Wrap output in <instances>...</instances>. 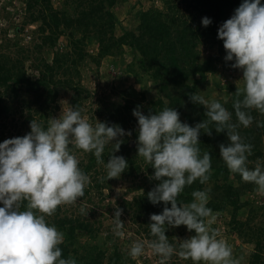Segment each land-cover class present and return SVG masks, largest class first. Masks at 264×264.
<instances>
[{"label":"trees","instance_id":"16d2710c","mask_svg":"<svg viewBox=\"0 0 264 264\" xmlns=\"http://www.w3.org/2000/svg\"><path fill=\"white\" fill-rule=\"evenodd\" d=\"M26 1L23 24H38L34 31L35 40L32 44H21L19 39L9 37L8 28H6L3 31L0 47V127H2L0 142L4 139L5 130L21 136L24 131L26 134L29 133L30 122L33 119L42 122L47 128L54 110L50 104L58 102L61 86H69L74 90L73 106L80 108L84 115L81 101L86 91L80 86L81 60L88 56L101 63L103 56L116 54L126 58V46L136 51L134 60L128 63L126 70L139 76L135 68L139 65L140 69L148 71L163 92L156 101L144 108L142 112L145 115L150 112L154 114L165 107H173L179 111L181 121L190 126L209 119L206 116L205 107L190 99L195 91V87L188 81L190 77L195 76L198 70L214 69L211 64L202 66L196 63L199 54L195 50V39L202 36L207 43L218 46L221 54H227L223 40L218 38V29L224 21L231 18L243 0H165L171 8L170 11L165 12L167 18L171 16L170 22L165 20L162 10H148L143 13L139 33L125 31L122 35L116 34L117 17L112 8L116 0H63L64 8L61 9L54 6L53 0ZM176 2L185 3L188 8L194 7L191 18L184 19L185 14L174 9L175 5L180 6L174 4ZM203 17H209L212 23L207 27L203 26ZM66 32H69L71 40L72 57L68 59L61 51H55L52 61L46 63L44 50L48 46L54 48L57 38ZM87 41L99 42L98 55L88 53ZM219 58H221L220 55ZM228 63L230 61L224 62L225 65ZM29 68L37 71L38 75L30 76ZM243 88L239 87L241 90ZM237 89L229 102L222 103L232 112L233 122L237 121L233 107L237 99ZM123 93L128 101L124 106L116 107L119 112L115 118L118 121L117 125L122 128L131 121L133 124H138V118L129 116V112L136 105L134 99L137 98L139 91L131 86ZM240 98H243V92ZM249 111L254 117L252 124L248 127L241 125L238 131L246 143L254 146L248 161L251 159L259 161L264 158V125L258 126L257 122H264V113L256 108ZM98 112L102 114L100 110ZM122 114L124 117H119ZM110 118L111 116L108 115L107 120ZM209 128H212L211 135L206 132L207 129H202L199 135L201 156L204 152H210L212 155V172L209 180H215L211 190L213 194L207 206L212 210H223L230 205L237 212L241 207L240 200L244 188L252 187L250 185L246 187L245 184H243L245 186L236 187L233 183L227 182V176L231 171L220 157L219 148L221 143L228 142L227 130L218 133L215 130V122L209 124ZM137 138L138 131L135 129L132 130L131 136L119 138L123 140V143L113 154L125 157L128 167L123 174L139 178L138 187L133 185L129 190L136 188L143 190L132 199L120 202L117 207L123 209L122 214L125 217H120L123 224L126 225L128 220L130 224L126 226L134 230L140 241L149 244L150 241L157 239L151 233L150 216L153 213H161L165 204L160 202L154 205L148 199L147 193L159 181L153 178L155 169L138 155ZM132 140L137 141V144L131 145ZM71 147L80 160L79 166L90 177V182L85 187L84 196L78 198V201L61 204L51 216H46L50 224H54L64 233V241L60 245L63 250L62 256L74 257L78 264H103L111 247L102 248L97 241V234L106 230V237L112 241L113 246L110 250L111 259L117 264H127L128 255L119 250V246L126 243L121 244L118 238L113 239V234L109 231L111 227H105V219L101 216L97 217L100 204L108 197L104 190L115 179H108L105 167L114 144L110 142L106 145L102 153L104 164L98 163L94 153ZM235 174L239 180L242 179L239 173ZM220 175L226 179L225 182L220 183L216 180ZM204 186L205 183L201 184L198 179L192 185L185 187L178 201L192 202L194 199L192 192L197 189L203 190ZM27 203V200L21 202V210H26ZM0 206H3L2 203ZM167 206L171 207L170 202ZM253 221L252 214L244 221L237 219V214L233 217L235 229L239 234L245 235L247 242L255 244V248L250 253L249 264H264V227L255 225ZM186 228L185 225L167 228L166 235L176 251L165 261V264H197L190 257L185 258L180 255ZM80 231L91 235L84 244H81L78 238ZM144 239L149 241L146 242ZM148 247L145 246L144 252H147ZM154 257L159 259L158 262L161 264V256L154 252Z\"/></svg>","mask_w":264,"mask_h":264},{"label":"clouds","instance_id":"9594fccd","mask_svg":"<svg viewBox=\"0 0 264 264\" xmlns=\"http://www.w3.org/2000/svg\"><path fill=\"white\" fill-rule=\"evenodd\" d=\"M212 23L209 17L202 18V25ZM218 38L223 40L226 61L243 72L244 88L237 89L232 112L219 100L193 93L190 99L203 105L209 118L190 126L180 119L173 107H165L154 114L145 115L139 106L133 110L138 118V155L154 169L153 178L159 181L147 193L152 204L164 202L159 214L150 216L151 233L157 239L149 247L161 256V264L176 251L169 242L166 230L169 227L187 226L195 235L183 240L180 255L207 264H239L233 257L232 247L210 228L214 219L209 208V190H194L190 203L178 201L185 187L199 179L206 183L212 172V155L201 156L199 135L215 122V130H227L228 142L221 143L220 157L232 173H239L244 181L254 182L264 192V163L248 167V157L253 145L246 143L238 128L248 127L254 117L250 109L264 113V3L261 0H243L231 18L218 29ZM241 92L243 98L241 99ZM258 126L264 122H257ZM31 131L22 137L0 142V264H78L74 257L64 258L60 245L64 233L46 220L61 204L75 202L85 194L90 177L81 169L80 160L73 147L94 153L98 163L104 164L102 153L108 143L114 149L105 164L107 177L117 178L128 167L125 157L114 155L123 143L120 137L131 135L117 124L98 121L95 126L82 115L78 107H70L59 118H51L45 128L42 122L33 119ZM115 141V142H113ZM27 200L26 210L21 202ZM170 202L171 207H168ZM123 209L116 208V228L123 225L120 219ZM145 243L134 241L130 255L136 258L143 254Z\"/></svg>","mask_w":264,"mask_h":264},{"label":"rangeland","instance_id":"374dc122","mask_svg":"<svg viewBox=\"0 0 264 264\" xmlns=\"http://www.w3.org/2000/svg\"><path fill=\"white\" fill-rule=\"evenodd\" d=\"M26 3V0H0V47L3 41V31L6 28H8L9 37L12 39H19L21 44H32L35 40L34 31L38 24H23L24 15L26 13ZM262 3H264V0H262ZM53 4L56 8H64L63 0H53ZM174 4L180 5L179 7L175 5L174 9L182 11L183 14H185L184 19L187 17L191 18L190 15H192V9H194V7L188 8L185 3L176 2ZM168 7L169 5L165 0H116V3L112 7L117 17L116 34L122 35L125 31H135L139 33V25H141L143 13L148 10H162L164 12L165 20L170 22L171 16H169V18L165 16V12L171 10V8ZM190 22L192 21L190 20ZM70 41L69 32H66L57 38V44L54 48L48 46L44 50L46 63L52 61L55 51H61L68 59L72 57ZM195 41V50L199 54L196 63L202 66L211 64L214 69L206 71L198 70L195 76L193 75L190 77L188 81L191 84H189L195 87L193 93L203 95L209 99L219 100L221 103L229 102L232 99L235 89L244 87L242 70L232 67L234 61H230V63L225 65L226 53L221 54L218 46H213L210 42L207 43L204 37L199 36V39L197 37ZM86 46L88 53L94 55L99 54V42L87 41ZM126 49V58L119 54L105 55L102 57L101 63H98L91 57L86 56L80 62V86L86 91L83 93V101H81V106L85 111L83 116L88 118L93 126H95L98 121L107 122L109 125L118 123L117 119H115L119 112L116 107H119V105L122 107L127 103L128 100L124 98L123 92L131 86H134L137 91H139V94L137 95V98L134 99L136 105L133 106L129 112V116H134L133 110L138 106L139 110L143 111L145 107L151 104V102L156 101L159 96L163 95L160 87L156 84L155 80L150 77L148 71L145 72L143 69H140L139 65L135 66L139 76L126 70L128 63L134 60V54L136 53V51L134 49L132 50L130 46H126ZM219 55L221 58H219ZM28 73L32 77L36 74L38 75V72L31 68L28 69ZM141 93H144L145 95ZM73 94L74 90L69 86H61L59 88L58 102L50 104L52 109H54L51 118H59V116H62L70 107H74L72 103ZM165 100L168 101L166 97ZM99 110L102 114L98 112ZM108 115L111 116L109 120H107ZM119 117H124V115L122 114V116ZM51 118L48 122H50ZM123 129H125L126 133L130 131L132 135V130L135 129L138 131L139 125L136 123L133 124L131 121L127 123ZM1 130L2 127H0V131ZM25 134L26 132L24 131L22 136ZM22 136L20 134H15V132L11 133L5 130L3 141L5 139ZM137 141H135V145L137 144ZM258 162L264 163V158L259 159V161L253 159L249 160L248 167L255 168ZM235 176V173H229L227 176V182L233 183L236 187L245 185L246 187H249V185L252 187L249 189L244 188L240 200L241 207L237 212H235L230 205L223 210H213L214 219L206 218V222L208 219H211L210 228L218 233V238H223L228 242L232 247L233 257L239 261V264H249L250 253L255 248V244L247 242L245 235L241 236L239 234L235 229L233 217L237 214V219H242L244 221L252 214L254 217L253 223L264 227V192L259 191L258 185L254 182H247L243 179L239 180V178ZM216 180H219L220 183L226 181L222 175ZM112 181L113 182L110 186L104 190L105 193L108 194V197L100 204L98 213L96 210L97 217L101 216V218L105 219V227H111L109 231L113 234V239L118 238L121 244H123V242L126 243L125 245L123 244L119 246V250L121 253L125 252L126 255H128L127 257L129 260H127V264H159V259L154 257V251L151 247L147 248V252H143L142 255L133 258L129 254L130 248L134 241H140L141 239L138 238L137 234H135L130 226H126L130 224L128 220H126V225L123 224L121 228L117 229L113 218L120 202L132 199L134 195L143 190L141 188H136L132 191L129 190L133 185L138 187L139 178L129 177L122 173L120 177H117ZM214 182L215 180L207 181L203 188V190H209L208 194L210 199L213 194L211 190L214 186ZM97 198L98 197H96V199ZM76 201H78V199ZM121 216L125 217L124 214ZM192 231L193 232L186 228L185 239L195 235V230ZM106 235V230L101 231L97 234V241L102 248H112V241H110ZM90 236L91 235H87L84 231H80L78 234L81 244H84L86 239L90 238ZM144 241L148 242L149 240L144 239ZM148 245L149 244L145 243V246ZM111 248L106 254L103 264H117L116 261L111 259ZM199 264H207V262H199Z\"/></svg>","mask_w":264,"mask_h":264},{"label":"water","instance_id":"95a60500","mask_svg":"<svg viewBox=\"0 0 264 264\" xmlns=\"http://www.w3.org/2000/svg\"><path fill=\"white\" fill-rule=\"evenodd\" d=\"M131 145H135V140H132L131 141Z\"/></svg>","mask_w":264,"mask_h":264}]
</instances>
